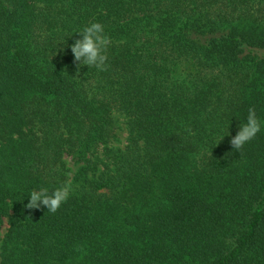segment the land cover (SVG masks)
I'll list each match as a JSON object with an SVG mask.
<instances>
[{"label": "trees", "instance_id": "16d2710c", "mask_svg": "<svg viewBox=\"0 0 264 264\" xmlns=\"http://www.w3.org/2000/svg\"><path fill=\"white\" fill-rule=\"evenodd\" d=\"M5 225L0 264H264V0H0Z\"/></svg>", "mask_w": 264, "mask_h": 264}, {"label": "clouds", "instance_id": "9594fccd", "mask_svg": "<svg viewBox=\"0 0 264 264\" xmlns=\"http://www.w3.org/2000/svg\"><path fill=\"white\" fill-rule=\"evenodd\" d=\"M83 36L82 40H77L72 45L71 51L76 61H83L84 65L89 68L96 67L100 71L106 70V62L108 60L105 54L109 45L110 37L105 34L104 25L101 23H92L80 32ZM262 122L258 119L254 109H249L246 122L240 126L238 135L232 139V145L235 149H240L247 142L251 141L261 131ZM72 191L70 181L65 182L49 194L46 188L38 191L34 190L29 194V203L27 208H39L41 203L47 207L48 212L55 213L64 202L67 201Z\"/></svg>", "mask_w": 264, "mask_h": 264}, {"label": "rangeland", "instance_id": "374dc122", "mask_svg": "<svg viewBox=\"0 0 264 264\" xmlns=\"http://www.w3.org/2000/svg\"><path fill=\"white\" fill-rule=\"evenodd\" d=\"M123 128H124V126H123ZM126 136H127L126 132L123 131V132L121 133V138H120V145H121V146H124V144H125V140H126ZM69 163L71 164L70 160H69ZM71 167H73L72 164H71ZM73 168H74V167H73ZM6 228H7V225L4 226V230L2 231V234H1V236H0V243H1L2 239H3V237H4V234H5V230H6Z\"/></svg>", "mask_w": 264, "mask_h": 264}]
</instances>
